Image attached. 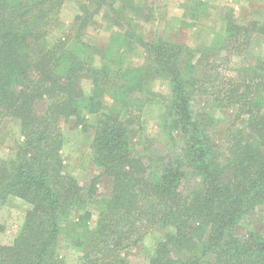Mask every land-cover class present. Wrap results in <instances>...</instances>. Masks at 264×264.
<instances>
[{"label":"trees","instance_id":"1","mask_svg":"<svg viewBox=\"0 0 264 264\" xmlns=\"http://www.w3.org/2000/svg\"><path fill=\"white\" fill-rule=\"evenodd\" d=\"M68 1L89 0H0V143L7 119L19 122L22 135L13 156L0 159V202L14 197L31 206L11 245L0 244V264H65L63 233L79 264H131L123 253L155 228L165 234L149 264H264V234L237 232L264 204V59L259 68L228 77L223 64L208 58L198 78L193 65L181 67L183 45L158 40L147 45L148 66L122 68L123 54L115 49L131 45L130 33L114 35L108 48L91 45L82 38L88 26L82 20L51 40ZM105 4L97 0L91 14ZM225 22L221 52L245 51L258 24L239 25L233 11ZM149 76L172 86L168 113L184 140L156 158L132 151L124 122V115L130 124L137 118L128 108L135 93L151 103L144 87ZM84 79L93 82L89 95ZM197 92L235 112L224 151L210 136L213 119L193 111ZM90 115L100 116L95 125ZM71 121L94 129L93 163L101 172L86 188L64 171L62 124ZM105 177L112 181L109 195L99 188Z\"/></svg>","mask_w":264,"mask_h":264},{"label":"rangeland","instance_id":"2","mask_svg":"<svg viewBox=\"0 0 264 264\" xmlns=\"http://www.w3.org/2000/svg\"><path fill=\"white\" fill-rule=\"evenodd\" d=\"M103 1L107 4L98 9L94 16L91 13L97 9V0H89L87 3L68 1L61 11L60 25L51 33V40L59 39L71 28L78 27V22L81 24L82 20L88 24L82 38L85 43L91 45H105L108 48L114 35L130 33L133 35L131 45L124 48L116 46L115 52L123 54L120 61L122 68L133 71L150 64L148 44L158 40L176 43L185 47L184 57L181 59L182 69L187 65H193L198 78L203 77L208 58L223 64L224 74L229 75L228 77L232 75L237 77L239 69L259 68L264 59V0ZM231 11L234 12L239 25L253 21L258 24L250 46H245V51L239 48L242 54L237 55L221 52L220 49L226 26L225 20ZM120 70L122 69L114 67L115 73ZM190 74L194 75L191 71ZM144 82V87H149L147 95L152 101L145 103L143 95L135 93L128 108L138 113V119L135 118L136 121L133 120L130 124L127 122V115H124V122L127 123L129 130L132 151L137 155L156 158L173 152L176 146H183L184 140L173 117L168 113V104L173 99L169 81L149 76ZM81 85L87 95L92 93L94 89L92 80L84 79ZM106 102L109 105L113 103L110 97L106 98ZM192 108L195 115L207 114L213 119L210 136L216 148L224 151L226 132L235 119L234 110L216 108L210 95L199 92L192 97ZM125 109H121L122 114L126 113ZM88 118L90 124L95 125L100 116L90 115ZM62 128L65 138V147L62 150L64 171L86 188L96 174L101 172L93 163L91 142L94 129L84 131L75 125V121L62 124ZM21 141L19 122L15 119L5 120L0 143V159L11 158ZM190 183L195 185L196 181L191 178ZM99 188L105 195L111 194V179L102 178ZM30 209L29 204L18 198L0 202V244L13 242L24 224L26 212ZM89 212L92 213L91 224L94 226L98 219L97 211L93 206V210L90 207ZM75 216L76 213H73L72 217ZM241 224L237 228L241 235L250 231L264 234V204L245 217ZM164 234V230L155 228L136 249L125 251L123 256L131 264H149L154 249ZM59 248L65 264H79V254L69 245L67 234L63 233L60 236Z\"/></svg>","mask_w":264,"mask_h":264},{"label":"crops","instance_id":"3","mask_svg":"<svg viewBox=\"0 0 264 264\" xmlns=\"http://www.w3.org/2000/svg\"><path fill=\"white\" fill-rule=\"evenodd\" d=\"M92 141H93V138H92ZM91 144H92V142H91ZM64 147H65V145H64ZM11 198H14V197H10L9 199H11ZM26 203V202H25ZM28 204V203H27ZM91 210H93V206L91 207ZM72 220H74V221H78L79 220V215L78 214H76V216L75 217H72ZM92 221H93V219H92V213H91V216H90V222H89V224H90V227L91 228H94L95 227V225H96V223H95V225L94 226H92ZM1 245H4V244H1ZM6 245H11V243L10 244H6ZM70 245V244H69Z\"/></svg>","mask_w":264,"mask_h":264}]
</instances>
